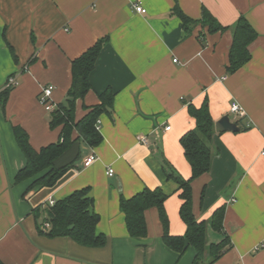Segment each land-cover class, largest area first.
<instances>
[{
  "label": "crops",
  "instance_id": "crops-1",
  "mask_svg": "<svg viewBox=\"0 0 264 264\" xmlns=\"http://www.w3.org/2000/svg\"><path fill=\"white\" fill-rule=\"evenodd\" d=\"M133 4L145 13L135 12ZM175 5L194 21L205 9L228 29L208 33L190 26L185 31L172 14ZM240 17L257 38L249 46L250 61L230 75L231 27ZM101 38L106 43L90 73V91L76 102L75 119L84 115L82 105L98 104V95L110 89L112 111L98 120L102 143L91 148L74 142L54 162L58 168L72 167L54 186L23 196L30 180L14 184L25 159L13 128L27 134L35 151L57 142L60 129L49 127L50 112L39 104V93L51 85L54 106L63 103L71 61ZM11 78L16 85L8 86ZM5 90L4 111L0 108L2 264H192V247L179 255L163 244L156 208L144 213L146 237L131 238L119 200L144 188L160 189L167 195L169 233L184 234L177 184L162 166L166 162L175 174L190 177L179 139L195 127L187 105L200 107L204 100L214 124L227 116L240 131L214 130L210 172L192 182L193 215L208 220L216 208L225 207L223 233L210 226L206 231L208 244L229 239L230 248L213 264H264V0H0V92ZM233 103L244 110V118L229 112ZM90 154L98 160L84 167ZM107 168L113 169L111 177ZM83 188H89L99 216L96 232L105 245L87 248L70 238L40 235L32 211Z\"/></svg>",
  "mask_w": 264,
  "mask_h": 264
},
{
  "label": "trees",
  "instance_id": "trees-1",
  "mask_svg": "<svg viewBox=\"0 0 264 264\" xmlns=\"http://www.w3.org/2000/svg\"><path fill=\"white\" fill-rule=\"evenodd\" d=\"M172 14L182 22L185 31H189L190 26L206 29L208 33L224 32L228 29L218 24L205 9L198 21L185 16L177 5L174 6ZM231 31L232 40L226 66V73L230 75L250 61L249 46L257 38V33L244 17L237 20ZM105 43L106 38L99 39L70 63L71 82L66 98L49 114V127L60 129L57 142L35 151L28 142L27 134L21 128H13L15 142L25 159L24 167L14 177V184L30 180L23 196L31 191L54 186L65 171L72 167L73 164H68L58 168L54 162L68 151L74 142L81 140L91 148H96L102 143V135L96 125L102 114L112 111L115 94L106 89L98 95V104L91 107L82 105L84 115L79 120L75 119V108L76 102L83 100L91 89L89 76ZM7 95L8 90L0 92L2 112ZM186 109L194 120L195 127L180 137L179 144L191 175L188 179H183L173 172L168 163L164 162L162 166L166 178L174 180L177 184L178 197L181 200L178 215L185 226L184 234L174 236L169 233V221L164 208L167 195L158 188H144L127 199L121 197L119 210L124 216L128 235L138 239L146 237L147 234L145 211L156 208L162 227V242L166 247L179 255L187 247H192L195 251L192 264H213L230 248L229 239L224 237L218 244H208L206 231L210 226L215 232L223 233L225 207L216 208L208 220H196L192 212V182L210 172L214 156V121L206 100L200 107L189 104ZM204 193L205 188L202 190L200 201L203 200ZM93 204L89 188L76 190L66 198L54 201L52 206L45 204L34 209L32 213L36 229L40 235L50 239L66 237L83 247L101 248L106 240L102 234L96 232L99 216L94 212ZM41 218V222H38ZM45 224H48V229L44 228Z\"/></svg>",
  "mask_w": 264,
  "mask_h": 264
},
{
  "label": "built area",
  "instance_id": "built-area-1",
  "mask_svg": "<svg viewBox=\"0 0 264 264\" xmlns=\"http://www.w3.org/2000/svg\"><path fill=\"white\" fill-rule=\"evenodd\" d=\"M132 8L135 10V12L143 14L145 13V10L137 4H133ZM176 60H174L175 62ZM16 78H11L8 81V86L11 85H16ZM54 87L49 85V86H45L41 89L39 96H38V102L39 104L44 108L45 111L47 112H51L55 109L56 106H54L53 102H52V93H53ZM229 112L234 115L236 118L238 119H242L245 117V112L244 110L240 107L239 104L237 103H233L230 106ZM97 129L99 130V121L97 122L96 125ZM169 127L166 128V130H168ZM261 155L264 156V149L261 152ZM98 160L97 156L94 154H90L88 155L83 162L84 167H88L90 165H92L94 162H96ZM106 175L111 177L113 175V169L112 168H107L106 170ZM48 206H52L54 204L53 200H48L47 202ZM45 229H48V224H45L44 226Z\"/></svg>",
  "mask_w": 264,
  "mask_h": 264
},
{
  "label": "water",
  "instance_id": "water-1",
  "mask_svg": "<svg viewBox=\"0 0 264 264\" xmlns=\"http://www.w3.org/2000/svg\"><path fill=\"white\" fill-rule=\"evenodd\" d=\"M214 130L216 133L239 132L240 128H238L235 123L230 122L227 116H223L215 122Z\"/></svg>",
  "mask_w": 264,
  "mask_h": 264
}]
</instances>
